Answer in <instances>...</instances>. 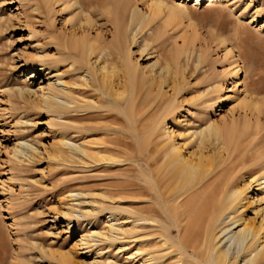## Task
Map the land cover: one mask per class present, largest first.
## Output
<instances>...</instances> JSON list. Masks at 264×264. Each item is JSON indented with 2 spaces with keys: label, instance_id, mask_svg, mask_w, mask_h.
I'll list each match as a JSON object with an SVG mask.
<instances>
[{
  "label": "rangeland",
  "instance_id": "1",
  "mask_svg": "<svg viewBox=\"0 0 264 264\" xmlns=\"http://www.w3.org/2000/svg\"><path fill=\"white\" fill-rule=\"evenodd\" d=\"M75 40L97 52L71 48ZM41 64L70 85L65 110L44 109ZM127 64L137 72L133 113ZM173 152L213 167L219 188L244 191L234 222L263 245L264 0H0V264H205L164 243L183 224L175 197H149L144 185L148 156L162 166ZM194 191L179 204L208 195ZM150 206L156 222L144 220Z\"/></svg>",
  "mask_w": 264,
  "mask_h": 264
},
{
  "label": "bare ground",
  "instance_id": "2",
  "mask_svg": "<svg viewBox=\"0 0 264 264\" xmlns=\"http://www.w3.org/2000/svg\"><path fill=\"white\" fill-rule=\"evenodd\" d=\"M66 1L69 3L75 2V0H66ZM154 7L161 10L163 7H165V5L163 2L155 1ZM166 10L169 12V15H172L178 9L168 7L166 8ZM183 10L181 8L178 11L183 12ZM145 17H146L145 19H147L148 21L153 19L151 15L150 16L145 15ZM137 19L138 18H137V10H136L133 13L132 23L130 25H127L123 33H125L126 31L128 33L129 30L133 29V27L139 20ZM150 22L151 21H149L148 23ZM88 23H90V20H86L85 24ZM141 23L140 22L138 23L141 25H139L137 31H140L141 27H143L142 25H144L143 24L144 22ZM120 28L121 27H119V29ZM122 38H126V35L124 37V35L120 34L118 40L119 43H121L120 41L122 40ZM62 46L63 45L61 44L56 45V48L61 50ZM96 46L97 44L95 43L88 44L87 41H83V40L81 41L75 40L71 44V48L76 49L77 51H81L83 54L84 52H87L89 53V57H92L97 52L98 48L96 49ZM66 47L67 46H65V48ZM142 52H144V50ZM65 54L69 55L71 54V52L70 51L68 53L65 52ZM73 55H74L73 63L74 65H77V68L75 70L79 71L84 69V67L81 64L83 63L82 59L80 60L78 55L75 54ZM115 58L121 60V57H118L116 55ZM128 64L125 66L124 72L128 76L129 81L131 82V85L134 88L133 99L130 101V111L133 113L132 110L136 100V96H134V94L136 93V87H137L136 86L137 72L135 71L134 66H130ZM104 70L105 68H102V71ZM36 71L42 72L46 76L50 77V82L48 81L47 87L43 89V91L45 90L43 94L44 106H45L44 109L48 112L60 111L62 109L65 110L64 108H67L68 105H70L68 98L73 94L70 85L60 81L59 78H57V74L59 75V73H57V71L52 72V70H50L48 66L46 68V64L39 65ZM236 73L239 75L241 73V69L237 68ZM106 79L107 76H104V78L102 79L103 80L102 86L105 90L106 89L108 90ZM117 98L122 99L124 98V95L122 94L118 95ZM128 116L131 117V115ZM214 126L216 127L215 123ZM214 126H211L210 129L211 130L215 129V133L218 136L219 131H217V129L220 130V128L219 127L215 128ZM213 130L211 133H213ZM71 149L73 153H80L83 156V158H87L90 160L94 159V157H91L82 146L71 145ZM176 156L177 155L175 154V152H173L170 154V156H167L166 158L164 157L163 159H166V161L162 164V166H157L158 165L156 164L157 160L154 158L153 155L148 156V160H149L148 165L150 168H149V173L147 174V176L144 177V181H145L144 185L146 186V191L149 197L151 196L152 192H155V190H157L160 193V195L163 196L164 198H171V196L174 195L175 199H174V204H172V212L175 216L178 217V215H180L182 218L181 221L183 222V224L181 225V229H180L181 231H179L176 240H174L171 235H164L163 233H162L163 235L159 234L160 237L162 236L164 238V241H166L164 243L166 245L167 243L168 244L170 243L171 248L176 250L175 252L176 254L182 252L184 254L192 253L194 255L196 254L200 255L201 261L204 262L205 264H239L242 261H244V263L242 262L243 264H264V244L257 245L259 236L256 233H254L253 229L248 225H244L242 229L237 230L242 225V224L240 225L242 221L234 222V217L232 215V212L235 211L236 202L239 199L238 195L242 194V192L244 191L241 189L236 190L235 189L236 184L234 185L230 181H229L230 184L228 186L231 185L232 188L231 190L229 189L228 186L225 187V185L224 187L219 188V186L216 185V183L219 180L218 179L217 180L215 179L214 181L212 180V177L216 175V172L213 167L206 165L201 160L196 164H193L188 161L186 162L181 161ZM95 159L97 160L96 162L98 163H108L114 161V159H109L105 156H101ZM219 177H221V175ZM226 183L228 184V182ZM132 186L134 187V185ZM132 186L131 188L133 189ZM214 186H216L217 188L214 189L215 188ZM144 188L145 187H143L142 189ZM200 189L203 191H201ZM194 190L207 192L208 195L205 196V198L202 200L198 199L200 204L198 203L199 205L197 206L196 204L191 205V199L192 197H194L193 195H190L189 198H186L179 204V199H181L184 195L186 196V194L196 192ZM169 207L171 206L169 205ZM152 212H153V208L150 206L149 213L145 215L144 220H147L149 222L150 220H152L156 222V220L152 219L154 218L152 217ZM165 232L168 233L169 231L165 230ZM171 248L170 250H172ZM165 256H168L167 253ZM148 259L150 262H154L160 258H158L157 256H150ZM160 260L163 259L161 258Z\"/></svg>",
  "mask_w": 264,
  "mask_h": 264
}]
</instances>
